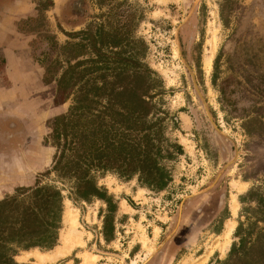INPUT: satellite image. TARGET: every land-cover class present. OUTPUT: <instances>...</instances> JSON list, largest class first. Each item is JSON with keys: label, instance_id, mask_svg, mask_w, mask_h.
I'll use <instances>...</instances> for the list:
<instances>
[{"label": "rangeland", "instance_id": "374dc122", "mask_svg": "<svg viewBox=\"0 0 264 264\" xmlns=\"http://www.w3.org/2000/svg\"><path fill=\"white\" fill-rule=\"evenodd\" d=\"M0 4L5 10L0 21V88L9 90L11 79L18 86L12 95L0 96V108L6 111L13 95H21L23 108L34 106L26 112L32 116L29 125L0 117L1 133L6 135L1 144L8 156L0 173L11 174L15 166L18 171L20 140L47 147L46 164L29 185L15 186L0 178V201L27 202L19 190L37 179L41 185L61 189L62 195L56 244L22 250L15 249V241L4 242L8 253L16 250L14 262L37 264L32 255L25 257L26 251L46 252L62 245L68 205L77 210L84 246L42 264H80L82 252L98 256L91 264H191L205 257L203 264H264V0H0ZM119 27L128 37L124 45L97 43L95 52L89 40L95 31L106 38ZM117 52L139 63L146 82H155L156 109L149 118L158 121L159 163L169 180L163 189L152 190L141 185L137 175L123 178L111 171H93L97 186L115 204L112 239L107 241L106 203L95 197L74 200L69 194L73 181L45 171L56 153L51 120L68 111L80 86L130 82L131 64H117ZM7 63L12 66L5 72ZM119 68L124 78L118 80L114 74ZM64 72L66 86L57 96L56 82ZM38 116L35 132L29 127L36 125ZM212 192L225 195L224 212L214 221L206 213ZM18 211L9 213L10 221L17 220ZM232 224L228 249L222 251L219 243Z\"/></svg>", "mask_w": 264, "mask_h": 264}, {"label": "trees", "instance_id": "16d2710c", "mask_svg": "<svg viewBox=\"0 0 264 264\" xmlns=\"http://www.w3.org/2000/svg\"><path fill=\"white\" fill-rule=\"evenodd\" d=\"M89 40L98 53L97 43L120 47L128 37L119 27L106 38L96 30ZM116 54L117 64H131L127 74L130 82H86L80 86L68 111L51 120L50 137L56 153L51 167L45 171L71 179L73 186L69 194L74 200L88 201L95 197L106 203L104 233L107 241L112 239L110 218L115 204L97 186L93 171H111L123 178L137 175L140 184L152 190L163 189L169 180L168 171L159 163L161 148L155 140L158 121L149 118L156 109L152 102L155 82H146L144 69L137 61L121 58V52ZM66 73L56 82L57 96L63 94ZM114 76L123 79L124 72L119 68ZM98 97L106 100L99 102ZM174 147L180 151L179 146ZM60 190L41 185L37 179L33 186L19 190L27 195V202H19L17 198L0 201V264H17L12 260L15 249H50L56 244L62 213ZM17 208V220L12 222L9 213ZM7 241L17 243L11 250L13 253L6 251Z\"/></svg>", "mask_w": 264, "mask_h": 264}, {"label": "crops", "instance_id": "0c3cea01", "mask_svg": "<svg viewBox=\"0 0 264 264\" xmlns=\"http://www.w3.org/2000/svg\"><path fill=\"white\" fill-rule=\"evenodd\" d=\"M9 66V67H8ZM12 66V63L9 65L8 63L5 65V72L9 71L10 68ZM13 78V77H11ZM10 79V78H9ZM10 82H12V87L9 90H5V89H1L0 88V96H7V95H12L13 91H15L18 86L14 83L16 82V80H10ZM19 92H21V89L19 88ZM1 98V97H0ZM9 107L5 110H3V108H0V117H9V118H13L16 119L19 122H24L26 125H29L28 123V119H30L28 114H26L27 111H29L30 109L34 108V106H25L23 108L22 106V101H21V95L18 96H11L9 97ZM0 105H2L1 101H0ZM29 116V117H28ZM32 118V116H31ZM35 119V118H33ZM38 119V120H37ZM39 116L36 118L34 126H30L29 129L34 128L35 132L38 129L37 124L39 123ZM37 139V138H36ZM31 140H26L23 142L22 140H20V142L16 145V147L22 146V150L20 151L19 157L20 159L17 157L18 160V171H15V169H12L13 173L11 174H2L0 173V178L5 182V179H7L9 182L12 183V185L15 186H23V185H29V183L31 182V180L33 179L34 173H36L37 171H39V169L44 168L46 162H45V151L47 150L46 146H38L35 145L32 147V143L30 142ZM37 143V140H36ZM18 152V151H17ZM8 158L7 155H4L2 153H0V167H6V159ZM11 159V158H10ZM9 161L7 163V165H10Z\"/></svg>", "mask_w": 264, "mask_h": 264}, {"label": "bare ground", "instance_id": "6f19581e", "mask_svg": "<svg viewBox=\"0 0 264 264\" xmlns=\"http://www.w3.org/2000/svg\"><path fill=\"white\" fill-rule=\"evenodd\" d=\"M215 39H216V37H215ZM210 59H211L210 57L207 58V64H206L207 68L209 67ZM233 201H234V199H233ZM66 203L68 204V200H66ZM70 207L67 205L66 210L64 212V222L67 226V231L63 234L62 245L57 246L53 250H49L46 252H39V251L34 250V249L32 251H26L25 257L32 255L36 259L35 261H37V264L54 263L57 260H59L61 258H65L66 256H68L74 248L84 246V241L82 239V233L78 229L79 223L77 220V218H78L77 217L78 216L77 210L72 209ZM233 225L234 224L230 225L229 227H227L228 229L226 231H224L223 241L221 243H219L222 251L228 249V246H229V243L231 240L230 235L232 232ZM150 251L151 250L149 249V252L147 254H149ZM80 257L82 259L80 264H91L97 259L98 256L94 255V254L87 253V252H82L80 254ZM205 258L202 260H197L191 264H203ZM184 264H189V263L185 262Z\"/></svg>", "mask_w": 264, "mask_h": 264}, {"label": "flooded vegetation", "instance_id": "af4514ba", "mask_svg": "<svg viewBox=\"0 0 264 264\" xmlns=\"http://www.w3.org/2000/svg\"><path fill=\"white\" fill-rule=\"evenodd\" d=\"M3 4H0V21H1V18H2V15L4 14V7H2ZM0 25H1V22H0ZM2 123H0V153L4 154L6 149H4V147H2V142L5 140V134L1 133L2 129H1V126ZM6 152H9V150H7ZM214 192H212L210 195H209V200L212 201V205H211V208H207V212L209 215H212L211 217V221H214V220H217L219 218H221V213L224 212V192H220L218 193L216 196L213 195ZM216 201V204L214 205ZM209 209V210H208ZM226 217H224L223 220H225Z\"/></svg>", "mask_w": 264, "mask_h": 264}]
</instances>
